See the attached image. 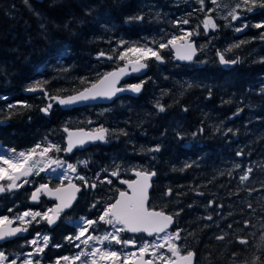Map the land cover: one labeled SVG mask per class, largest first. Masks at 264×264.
I'll return each instance as SVG.
<instances>
[{"label": "trees", "instance_id": "16d2710c", "mask_svg": "<svg viewBox=\"0 0 264 264\" xmlns=\"http://www.w3.org/2000/svg\"><path fill=\"white\" fill-rule=\"evenodd\" d=\"M209 2L205 0V5ZM199 7L198 0H0V98H7L0 99V121L4 122H0V144L19 151L47 137L64 147L61 126L84 127L94 120L110 130L107 142L75 149L81 151L77 157L64 156L63 151L51 155H62L76 164L88 161L87 167L77 170L90 182L98 172L100 178L110 174L115 165L121 166L123 178L130 177L133 167L154 170L148 206L170 214L183 209L172 227L183 230L181 245L192 249L202 264H243L253 253L261 255L257 245L264 234V40L260 39L264 28L254 27L264 23V8L244 15L248 27L239 34L229 32L222 19L216 18L219 27L192 61H172L170 50H164V62L149 69L143 91L135 96H119L105 106L78 112L63 111L53 104L45 115L40 111L48 102L43 92L23 93L36 81H47L45 90L50 95L74 92L86 86L80 77L94 81L98 73L121 62L97 60L98 52L111 54L121 40L129 45L159 41L176 31L175 19L186 17L195 23ZM141 14L143 20L129 22V17ZM240 41L247 43L225 51ZM217 51L229 60L240 57V62L223 65ZM16 101L31 107H18L10 115L7 105ZM157 102L165 106L164 112L157 111ZM120 129L127 134H119ZM155 145L160 151L149 152ZM238 151L243 154L237 156ZM235 164L241 168H234ZM248 167L253 172L242 185L241 169ZM109 178L111 185L97 182L96 189L82 188L64 218H97L104 204L95 209L91 205L97 200L112 201L118 188L116 178ZM31 181L59 183L41 174ZM169 188L173 192L166 197ZM249 188L255 191L249 193ZM15 195L13 200H0V213L12 215L33 206L27 201L28 192ZM45 202L49 201L32 208L42 210ZM245 220L250 221L248 227ZM97 227L106 228L103 224ZM29 229H56L49 232L50 244L61 245L60 236L75 225L63 221L48 228L42 221ZM220 235L225 239L217 240ZM237 236L246 237L248 244H239ZM11 241L3 242L6 252L23 249V240L13 245ZM63 251L62 245L50 246L44 257Z\"/></svg>", "mask_w": 264, "mask_h": 264}, {"label": "snow or ice", "instance_id": "6c2138e0", "mask_svg": "<svg viewBox=\"0 0 264 264\" xmlns=\"http://www.w3.org/2000/svg\"><path fill=\"white\" fill-rule=\"evenodd\" d=\"M198 2L200 7L195 11L203 12L204 18L196 29L186 30L181 27V25L190 24L189 18L174 20L172 23L174 26L179 27L181 33L179 35L171 34L170 36L161 37L159 41L154 39L145 45H129L126 41L121 40L118 42L117 47L112 49L111 54L104 51L98 52L97 60H116L123 62V65L117 66L111 71L98 73L94 81H89L86 77H80L81 84L87 85L82 90L67 96L50 95L45 90L47 81H36L27 87L26 91L32 93L43 92L44 97L49 101L45 107L40 109L45 115L50 114L53 102L67 107L97 99L110 100L118 93L125 91L140 93L146 81L141 80L140 83L128 84L124 87L118 85L124 77L140 73L146 69L149 60L154 59L162 63L164 61L162 52L166 49L174 51L175 58L178 60L192 61L198 51L192 37L198 34L201 28L207 34L210 30L214 31L219 27L216 18L209 15V13L217 12L219 14L223 11L224 14L221 18L229 21L226 26L231 27V22L242 19L244 13H252L257 7L264 8V0H236L235 3L229 4L222 3L221 0H211L215 7L207 9H205V0H198ZM25 3H28V0H25ZM191 15L192 13L188 14L189 17ZM143 18V14L129 17V22L132 20L141 21ZM247 27V24H243L235 28V31L242 32ZM254 27L264 28V23L255 24ZM260 39L264 40V33H261ZM244 43H247V41L230 45L225 51L230 52L233 48H239ZM217 56L219 62L223 65L240 62V57L229 60L220 51H217ZM261 62H264V58H261ZM64 71H67V69ZM18 107L30 108L31 105L24 101L8 104L9 114L11 115L12 110ZM155 107L159 112L166 110L165 106L159 102L156 103ZM239 111L241 110H237V115ZM200 131H203V129H200ZM217 131H221V129L218 128ZM63 132L66 133V146L64 147L53 143L47 137H45L44 142H37L26 150L17 151L15 148L4 149L0 147V193L18 190L29 184L31 177L39 176L41 173H51L55 179L60 181L54 187H50L47 183L40 184L30 196V200L33 202H38L42 196L54 197L56 203L53 207L43 212L28 209L14 217L0 216V241L18 237L20 234L29 231V227L33 223L39 224L43 221L49 226L55 224L65 210L72 207L73 202L77 199V193L82 188L96 189L97 182L109 185L113 183L108 176L101 179L99 172L96 173L95 180L91 182L86 176L80 175L77 169L79 166L87 167L88 161L86 160L72 164L51 155L54 152L61 151L70 153L89 142H107L111 134L110 130L100 126L92 131H85L83 128L73 131L65 126ZM231 132L232 129H226V133ZM119 134L126 135L127 133L120 129ZM193 135L195 136L196 133H193ZM148 151L158 152L160 146L155 145ZM242 154L240 151L236 153L237 156ZM185 167H190V165H185ZM234 168L240 169L241 165L235 164ZM57 171H59V175H56ZM103 171H107V169ZM120 171L121 166L115 165L114 170L110 172V176L120 179ZM129 171L134 174L135 179L120 180V183L126 185L127 188L125 190L116 189L117 195L114 202L104 203L100 200L94 202L91 205L93 209L101 203L104 204L99 216L95 219L81 217L75 222L76 234H70L64 238L70 245L78 249L77 253L73 256L57 257L54 264H194V251L185 249L177 243L184 239L182 236L183 230L177 228L175 232L169 231L170 226L175 223V217L179 216L183 209H178L175 213L169 214L163 209L158 210L149 207L150 181L156 175V172L136 167L129 169ZM241 171L242 175H240L239 180L243 185L250 180L253 169L248 167L241 169ZM228 174L231 175L232 171L230 170ZM74 179L80 183L74 182ZM261 187H264V183L261 184ZM248 191L251 193L255 189L249 188ZM172 192L173 190L169 188L164 195L170 197ZM200 195H203V193H200ZM212 203V201H209V205H212ZM189 207L192 206L189 205ZM248 207L251 208L252 205L249 204ZM11 211L12 209H9V212ZM206 219L211 220L212 217L208 216ZM14 222H16V226H13ZM100 224L110 227L111 231L105 230L102 234H96L98 232L96 226ZM249 224L250 221H244L245 227H248ZM228 227L231 228L232 225ZM262 227H264V224H262ZM123 233H132L133 236L124 239ZM136 234H147L153 239L140 242ZM50 239L49 235L37 232L31 240L26 241L27 245H31V251L24 253L19 261L9 259L4 252L0 251V264H6V262L7 264H42L41 259L38 257L49 246ZM216 239L224 240L225 236L220 235ZM236 239L241 245L248 244L246 237L237 236ZM261 240L262 243L257 245V248L261 249V255L258 256L253 253L251 259L245 260L243 264H264V234H262ZM117 245L120 246L119 249H116L115 246ZM54 247L60 248L61 245L57 244ZM130 248L132 250H129ZM232 256H237V253H232ZM233 264H236V262L233 261Z\"/></svg>", "mask_w": 264, "mask_h": 264}, {"label": "flooded vegetation", "instance_id": "af4514ba", "mask_svg": "<svg viewBox=\"0 0 264 264\" xmlns=\"http://www.w3.org/2000/svg\"><path fill=\"white\" fill-rule=\"evenodd\" d=\"M169 57H170V59L172 60V56H171V52H170V54H169ZM164 62V61H163ZM162 62V63H163ZM161 62H157V61H155L154 59L153 60H149L148 61V70L141 76V77H138V76H134V75H130L129 76V78L128 79H126V84H134V83H137V82H140L141 80H144L146 77H148L149 76V69L151 68H153V69H157V66L158 65H161L162 64ZM56 95V94H55ZM137 95V94H136ZM122 96H124V97H130L131 95H122ZM47 103H49V101L47 102ZM46 103V104H47ZM53 104H55V103H53ZM57 105V104H56ZM58 106V105H57ZM91 107V106H105V105H85V106H80V107H73V108H70V109H61L60 107H58V108H60L61 110H63V111H67V112H71L70 110H73L74 112H78L79 111V109H82V108H86V107ZM74 109H76V110H74ZM91 122H86V126H84V127H87V128H98V127H100L101 125H99V124H97V123H94L95 121L94 120H90ZM68 127H80V126H68ZM83 127V126H82ZM63 133V136H62V138H63V142H64V132H62ZM78 150H80V149H78ZM62 155H64V156H72V157H77L78 156V154L79 155H81V151H75V149L72 151V152H70V153H65V152H62L61 153ZM62 155H60V158H62L63 160H65V161H67V163H72V164H76V162L74 161V160H68L67 158H63V156ZM79 174L80 175H82L80 172H79ZM42 176V175H41ZM108 177H110V174H108L107 175ZM103 177L104 176H102L101 177V179H103ZM124 178H129V177H124ZM110 179V178H109ZM56 181H57V179H56ZM116 183H117V178H116ZM44 182H46V183H48L47 181H44ZM60 182V181H59ZM74 182H76V183H80L79 181H75V179H74ZM39 183H42V182H39ZM38 182H30L29 184H26L24 187H22V188H20V189H18V190H15V191H12V192H5V193H0V200H3V199H5V198H7V199H11V200H13V199H15L17 196L15 195V192H21V194H22V196H25L26 195V192H28V197H29V194H30V191H31V189L34 187V186H36V185H38L39 184ZM48 184H50V183H48ZM59 184V183H58ZM117 185H118V188L117 189H123V186L122 185H119L118 183H117ZM52 186H54V185H52ZM27 197V198H28ZM28 200V199H27ZM43 200H46V201H49V202H45V204H44V208H50V205H51V203L53 202V200H50V199H47V198H45L44 196H42L41 197V199L37 202V204L36 205H38L41 201H43ZM33 207V206H32ZM31 208V207H30ZM152 208H154V207H152ZM26 209V208H25ZM64 216H65V213H63L62 214V216H61V218L60 219H58L57 220V222L56 223H62L63 221H65L64 220ZM90 219V218H89ZM67 222V221H66ZM55 223V224H56ZM68 223H73L74 225H75V221L72 219L71 220V222H68ZM14 224H16V222H14ZM54 224V225H55ZM46 225H47V223H46ZM54 225H52L51 227H53ZM47 227L48 228H51V227H49L48 225H47ZM97 227V226H96ZM173 227V226H172ZM169 228V231H171V232H175L176 231V228ZM101 227H97V229H98V232L96 233V234H102L105 230H108L109 231V229H100ZM54 230H56V229H48V230H37V229H29V231H27L23 236H18V237H13V238H11V244L13 245V244H15L16 243V240H23L22 242H21V247L23 248L21 251H17V252H6L5 251V245L4 244H2L1 246H0V251H2V252H4L5 253V255H6V257H8L9 259L10 258H12L15 254H24V253H26L27 252V250H29L30 248H31V245H27L26 244V241H28V240H31L34 236H35V234L37 233V232H39V233H42V234H46V235H49V232L50 231H54ZM76 231H77V229H76V227H75V229H71V230H69V231H66V232H64L61 236H60V240H61V245L63 246V249H64V251L63 252H61V253H59V254H57V255H52L49 259H47V258H45L44 257V254L47 252V249L51 246H54L55 244H50L49 243V246L47 247V248H45V251H44V253H42L38 258L39 259H41V261H43V262H47V261H51V260H53L54 258H56V257H60V256H63V255H66V254H73V253H75L78 249L77 248H75L73 245H70L67 241H65V237L66 236H68V235H75L76 234ZM87 235V234H86ZM137 235V238H138V240L140 241V242H143V240H151V239H153V237H149V236H147V235H145V234H136ZM122 236H123V238L124 239H129V238H132V236H133V234L132 233H123L122 234ZM42 242V241H41ZM177 243H179V244H182V242L181 241H178ZM116 247V249H119V247L120 246H115ZM185 249H190V248H186V247H184ZM131 249V248H130ZM192 250V249H191ZM193 251V250H192ZM195 253V252H194ZM147 258V257H146ZM194 264H202L199 260H196V255H195V257H194Z\"/></svg>", "mask_w": 264, "mask_h": 264}, {"label": "rangeland", "instance_id": "374dc122", "mask_svg": "<svg viewBox=\"0 0 264 264\" xmlns=\"http://www.w3.org/2000/svg\"><path fill=\"white\" fill-rule=\"evenodd\" d=\"M221 2L222 3H225V4H229V3H235L236 2V0H221ZM215 6L212 4V2H211V0H210V2L209 3H207L206 5H205V9H207V8H214ZM192 8H196L195 6H193ZM258 8V7H257ZM194 14V13H193ZM224 14V12L223 11H221L219 14L217 13V12H213V13H209V15H212V16H214L215 18H220V19H222L221 18V16ZM246 13H244V15H245ZM184 18H186V17H184ZM184 18H182V19H184ZM204 18V13L203 12H200V11H198V15H197V19L195 20V23H192V21L190 22V24H188V25H181V27H183L184 29H186V30H190V29H196L197 28V26L198 25H200V22H201V20ZM181 19V20H182ZM175 20H178V19H175ZM217 22V21H216ZM229 23V21H226L225 19H222V24L225 26V28H227L228 29V31L229 32H234L235 31V28H237V27H240L241 25H243V24H246V21H245V18H244V16H243V18L242 19H240V20H238V21H235V22H231V27H228V26H226L227 24ZM171 34H177V35H179V34H181L180 33V29H179V27H176V31H174V32H172ZM170 34V35H171ZM201 34H204V37L203 36H200ZM213 34H214V31H209L207 34H205L204 32H203V30H202V28L201 29H199V31H198V34H196V35H194V40H197V46H198V48L199 47H202L206 42H207V39H210L212 36H213ZM241 37H236L234 40H239ZM120 50H122V49H120ZM0 147H2V148H4V149H9V148H7V147H4V146H2L1 144H0ZM32 147V146H31ZM30 148V147H29ZM22 150H26V149H22ZM20 151V150H19ZM54 158H57V157H54ZM41 175L42 176H44L46 179H51V178H53L54 180H56L55 178H54V176L51 174V173H41ZM56 175H59V171H57V173H56ZM70 175H72L71 173H70ZM58 180V179H57ZM59 181V180H58ZM49 208V207H48ZM48 208H43L42 210H40L39 208H26V209H22V210H20V211H18L16 214H13V215H8L7 213H0V216H4V215H8V216H10V217H14V216H16V215H18L19 213H22V212H24V211H26V210H28V209H32L33 211H41V212H43V211H45L46 209H48ZM102 212V211H101ZM100 214V213H99ZM81 217H78V218H76V219H74V221H78L79 219H80ZM64 220L65 221H67V222H71V220L72 219H70V218H64ZM100 229H102V227L100 228ZM105 229H109V231H111V228L110 227H108V226H106V228ZM42 243V242H41ZM129 250H132V249H129ZM29 251H31V248L29 249V250H27V252H29ZM78 251V250H77ZM77 251L75 252V253H73V254H66L67 256H73V255H75L76 253H77ZM26 252V253H27ZM7 255V254H6ZM66 255H63V256H66ZM22 256H23V254H15L12 258H10V259H17L18 261L22 258ZM63 256H60V257H63ZM57 259V257L56 258H54L53 260H51V261H45V262H43V261H41L42 262V264H54V261ZM6 264H7V262H6Z\"/></svg>", "mask_w": 264, "mask_h": 264}, {"label": "water", "instance_id": "95a60500", "mask_svg": "<svg viewBox=\"0 0 264 264\" xmlns=\"http://www.w3.org/2000/svg\"><path fill=\"white\" fill-rule=\"evenodd\" d=\"M240 32H236L235 31V34H239ZM193 41H194V43H195V45H196V47H197V44H196V41L194 40V39H192ZM197 49H198V47H197ZM170 50V52H171V56H172V61H176V62H178V63H186V62H189V61H181V60H178V59H176L175 58V53H174V51H172L171 49H169ZM198 54V51L196 52V54H195V56ZM97 56V55H96ZM194 56V57H195ZM194 57H193V59H194ZM123 65V62H120V63H118V64H116L115 66H113V67H111V68H109V69H107V70H105V71H103V72H107V71H111V70H113V69H115L117 66H122ZM148 70V67L146 68V69H144L142 72H140V73H134V74H131V75H134V76H138V77H141L146 71ZM102 72V73H103ZM129 76L130 75H128V76H126V77H124L121 81H120V84L118 85V86H120V87H124V86H126V85H128V84H126V79H128L129 78ZM137 83H140V82H137ZM134 84H136V83H134ZM87 86V85H86ZM85 87V86H84ZM83 88V87H82ZM82 88H80V89H78V90H82ZM78 90H76V91H78ZM76 91H74V92H71V93H66V94H64V95H62V96H67V95H72V94H74ZM37 92H41V91H37ZM37 92H35V93H37ZM23 93L24 94H32V92H28V91H26V89H24L23 90ZM137 93H133V92H130V91H125V92H121V93H118L115 97H113L112 99H97V100H94V101H88V102H83V103H78V104H73V105H70V106H67V107H64V106H61V105H59L58 103H55V102H53V103H55V104H57L58 105V107H60L61 109H70V108H73V107H80V106H85V105H107V104H109V103H111L115 98H118L119 96H122V95H131V96H135ZM56 95H59V94H56ZM43 108V107H42ZM1 123H3V121H0ZM89 122H91V121H89ZM65 126H61V131L63 132V128H64ZM66 127H68V126H66ZM68 128H70L71 130H73V131H75V130H77V129H80V128H83V129H85V131H92L93 129H96V128H87V127H82V126H80V127H68ZM65 137H66V133H64V146H66V142H65ZM97 142V141H96ZM91 143H95V142H89V143H87L85 146H83V147H80V148H76V149H83V148H85V147H87V146H89V144H91ZM148 171H154V170H148ZM130 176L131 177H129V178H122V177H120V179H117V182L120 184V185H122L123 186V189H120V190H125L126 188H127V186L126 185H124V184H121L120 183V180H124V179H135V176H134V174L130 171ZM155 178V176L154 177H152V179H151V181H150V183L152 182V180ZM40 184H38V185H36V186H34L32 189H31V191H30V195H29V198H28V203L29 204H37V202H33V201H31L30 200V196H31V193L34 191V189L36 188V187H38ZM50 186V185H49ZM50 187H54V186H50ZM150 189H151V187L149 188V191H150ZM117 195V192H116V194H115V196ZM47 199H50V200H53V203H52V205H51V207H53L54 206V204L56 203V201H55V198L54 197H49V196H45ZM114 199H115V197L113 198V200H112V202H114ZM156 209H158V208H156ZM67 210V209H66ZM159 210V209H158ZM168 213V212H167ZM170 214V213H169ZM48 225V224H47ZM54 225V224H53ZM13 226H16V224H13ZM49 226V225H48ZM52 226V225H51ZM51 226H49V227H51ZM173 225H171L170 226V228L172 227ZM26 233V232H25ZM25 233H22V234H20L19 236H23ZM145 235H147V234H145ZM9 239H11V238H9ZM9 239H7V240H9ZM7 240H3V241H0V243H2V242H4V241H7Z\"/></svg>", "mask_w": 264, "mask_h": 264}, {"label": "bare ground", "instance_id": "6f19581e", "mask_svg": "<svg viewBox=\"0 0 264 264\" xmlns=\"http://www.w3.org/2000/svg\"><path fill=\"white\" fill-rule=\"evenodd\" d=\"M166 15V14H165ZM149 20V19H148ZM146 86V85H145ZM143 91V90H142ZM4 123V122H3ZM118 183V182H117ZM119 184V183H118ZM120 185V184H119Z\"/></svg>", "mask_w": 264, "mask_h": 264}]
</instances>
